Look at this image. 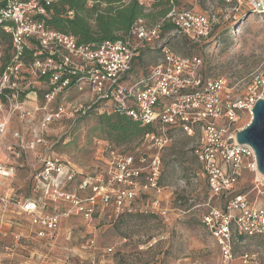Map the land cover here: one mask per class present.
Listing matches in <instances>:
<instances>
[{"label": "built area", "instance_id": "built-area-1", "mask_svg": "<svg viewBox=\"0 0 264 264\" xmlns=\"http://www.w3.org/2000/svg\"><path fill=\"white\" fill-rule=\"evenodd\" d=\"M139 1L151 6L147 0ZM222 1L230 5L229 16L234 18L243 6L252 13L264 14V0ZM169 3L170 10L161 20L148 23L139 19L123 39L107 40L96 48L78 44L73 35L47 29L35 19V15L46 13L36 0L13 2L4 12L11 21L4 29L12 35L13 45L10 60L5 61L0 52V156L2 153L11 158L14 147H24L27 142L20 132L8 138L12 113L21 117L42 113L29 140L32 146L47 143L45 134L54 123L66 120L73 127L91 112L122 113L155 128L137 141L133 153L120 152L107 144L104 165L94 173L81 175V180V171L71 163L47 154L41 159L36 187L58 204L70 201L73 213L87 220L97 213L116 219L125 214L165 216L170 211L160 194L164 190L162 152L173 130L196 138L193 152L216 196L234 191L247 169L255 173V187L262 193L264 175L257 170L253 147L237 141V132L243 128L239 129L236 122L242 111L253 115V106L263 96L264 71L252 77L245 97H234L224 79L203 78L201 58L177 54L166 39L183 35L195 43L208 41L215 19L193 8H180L177 0ZM165 21H171L175 29L163 36ZM28 38L38 42L30 63L23 58ZM150 49H159L161 58L150 69L144 68V74L134 77L138 58ZM73 91L78 100L63 102ZM30 99L36 101L33 111L26 107ZM42 100L46 104L39 106ZM14 174L15 167L0 158V236L10 239L8 255L15 254L14 250L29 237L12 233L15 205L36 227L38 238L54 236L62 216L69 215L45 211L47 203L42 198L21 200L5 191L4 185ZM70 185H76L73 192L66 191ZM145 195L154 198L138 203ZM203 220L220 246L222 264H260L255 253L237 256L234 243L264 235V202H253L246 194L235 193L223 208L210 205ZM238 258L240 261L234 262Z\"/></svg>", "mask_w": 264, "mask_h": 264}, {"label": "rangeland", "instance_id": "rangeland-1", "mask_svg": "<svg viewBox=\"0 0 264 264\" xmlns=\"http://www.w3.org/2000/svg\"><path fill=\"white\" fill-rule=\"evenodd\" d=\"M148 1L152 4L154 0ZM177 3L180 8H193L213 17L215 27L211 39L205 42L195 43L183 35H169L166 41L170 48L179 55L201 58L203 78L224 79L234 97L247 96L252 77L264 71V16L247 14L236 19L229 16L230 5L222 0H177ZM6 46L0 44L3 55L7 54ZM160 58L159 49H150L143 56L142 64L150 69ZM71 93L61 100L67 103L78 100L75 91ZM45 104L42 100L39 106ZM35 106L36 101L28 100V109L33 111ZM41 114L21 117L12 113L10 116L8 138L20 132L27 142L24 147L15 146L11 158L1 153L0 158L15 167L14 177L3 188L21 200L42 198L47 203L45 211L69 215L62 216L54 236L38 238L34 232L36 227L29 224V217L21 214L20 206L15 205L12 233L29 237L14 250L15 254L8 255L10 239L0 236V264H222L220 246L203 220L210 205L223 208L235 193L246 194L253 202H264V185L259 194L255 173L248 169L234 191L216 196L208 187L201 163L193 152L196 138L173 130L162 152L164 190L160 194L166 200L163 205L170 211L165 216L132 214L116 219L97 213L92 220H87L73 213L70 201L61 200L58 204L50 194L44 195L36 187L35 175L41 170V159L47 154L71 163L81 171V180V175L94 173L104 165L107 144L120 152L133 153L138 140L113 144L101 130L98 121L101 114L91 112L73 127L66 120L54 123L45 134L47 143L32 146L29 140L40 124ZM251 119L249 111H242L236 125L242 129ZM74 187L70 185L66 191L73 192ZM234 250L237 256L255 253L257 261L264 264V235L234 243ZM237 261L240 259L234 262Z\"/></svg>", "mask_w": 264, "mask_h": 264}, {"label": "trees", "instance_id": "trees-1", "mask_svg": "<svg viewBox=\"0 0 264 264\" xmlns=\"http://www.w3.org/2000/svg\"><path fill=\"white\" fill-rule=\"evenodd\" d=\"M30 0H0V44H6L5 61L10 60L13 39L6 33L4 26L11 23L6 19L4 12L8 11L13 2H28ZM46 13L35 15V19L42 21L47 29L63 34L73 35L78 44L90 47H99L107 40L118 41L129 34L133 25L144 19L148 23H155L165 16L170 10L169 0H154L151 6L141 3L139 0H36ZM250 9L247 6L236 12L241 18L247 16ZM255 14V13H251ZM264 16V14H255ZM175 25L171 21H165L161 34L165 36L172 32ZM175 37V36H174ZM38 42L28 38L24 46L23 58L26 63L35 58ZM138 58V63L133 68V76L139 77L145 72L142 64L143 56ZM101 130L107 134L108 139L120 145L124 142L137 141L155 128L142 125L139 121L126 114L101 113L98 117Z\"/></svg>", "mask_w": 264, "mask_h": 264}, {"label": "water", "instance_id": "water-1", "mask_svg": "<svg viewBox=\"0 0 264 264\" xmlns=\"http://www.w3.org/2000/svg\"><path fill=\"white\" fill-rule=\"evenodd\" d=\"M252 109V119L245 128L237 132L236 138L240 143H248L253 147L257 156V170L264 175V90L263 96Z\"/></svg>", "mask_w": 264, "mask_h": 264}, {"label": "crops", "instance_id": "crops-1", "mask_svg": "<svg viewBox=\"0 0 264 264\" xmlns=\"http://www.w3.org/2000/svg\"><path fill=\"white\" fill-rule=\"evenodd\" d=\"M154 197H150V196H148V195H145L144 197H142V198H140L139 199V201H138V203H141V204H143V203H148V202H150L152 199H153ZM162 199H163V201L165 202L166 200H164V198L163 197H161ZM163 202V203H164ZM125 215H127V214H125ZM124 215V216H125ZM129 215H132V214H128V216ZM136 215H139V214H136ZM140 215H147V214H140ZM150 215H155V214H150ZM123 216V217H124Z\"/></svg>", "mask_w": 264, "mask_h": 264}]
</instances>
